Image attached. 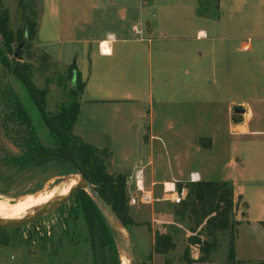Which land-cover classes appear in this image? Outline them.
Segmentation results:
<instances>
[{
  "label": "crops",
  "instance_id": "obj_1",
  "mask_svg": "<svg viewBox=\"0 0 264 264\" xmlns=\"http://www.w3.org/2000/svg\"><path fill=\"white\" fill-rule=\"evenodd\" d=\"M150 2H140L133 16V20L139 16L140 24L131 32L140 39L116 40L114 33H108L107 39L114 37L108 47L107 39L94 40L96 35L87 34L100 0H43L38 37L45 38L41 45L46 47L57 41L83 44L91 53L97 43L96 57L106 60L90 63L87 73L77 69L85 87L73 132L98 149L119 148L121 162L116 167L111 157L112 174L125 175L134 184L136 172H143L144 190L156 201L152 206L130 207V217L138 224L129 231L137 258L141 255L147 264L170 263L169 254L156 252L155 234L149 232L156 226L159 233L177 228L178 240L172 238L177 254L184 256L190 249L193 264H215L213 258L196 263L200 253L188 244V231L178 230L182 226L159 213L157 206L170 197L165 192L176 190L178 184L229 182L240 229L264 236L260 227L264 222V0L168 1L158 11L163 14L160 22L151 17ZM118 9L126 21L128 10ZM172 13L170 18L177 23L167 27L163 22ZM46 20L53 25L48 35L42 34ZM126 34L120 29V36ZM236 108L244 113L235 115ZM175 116L189 119L187 127L176 130ZM193 120L196 128L200 122V128L189 132ZM203 122H210L211 129L206 130ZM208 165L221 173L220 179L209 180L214 173ZM167 185L172 188L167 190ZM241 231L237 260L264 261V257L251 258V249L264 253V243ZM241 248L248 252L244 259L239 258Z\"/></svg>",
  "mask_w": 264,
  "mask_h": 264
},
{
  "label": "rangeland",
  "instance_id": "obj_2",
  "mask_svg": "<svg viewBox=\"0 0 264 264\" xmlns=\"http://www.w3.org/2000/svg\"><path fill=\"white\" fill-rule=\"evenodd\" d=\"M142 1L143 0H100L101 4L95 14V23L88 30V36L96 35L94 40L107 39L108 33H114L116 40H139L140 36L134 35L133 32H131V29L132 26L140 24L139 16L135 17V20H133V16L139 11L138 6ZM168 1L178 3L182 0H154L153 2L151 0L150 3L153 6L150 4V8L153 7L154 10L150 12V15L151 17L153 15L156 17L155 21L160 22L162 19L163 14H159L158 11L161 6L167 7ZM38 2L40 6H38L37 24H39L42 19L41 7L43 0H38ZM16 3L17 0H0V8L8 11L9 27L13 34L23 26V21L21 20L20 12L17 10ZM110 3H113L114 6L112 5V8L109 6L107 12L104 11L103 8L108 7V4L110 5ZM119 6L128 10V18L126 21L122 20L118 12ZM112 14L114 16L110 17L109 15ZM172 15L173 13L170 16L167 14L165 17L166 20L163 23H165L167 27L176 25L177 23L174 17L170 18ZM104 16L106 17L105 22H103V19L105 18ZM248 18L252 19L253 16H246V19ZM227 23L233 25L232 22ZM43 27L44 32L42 34L46 32L48 35V32L53 28V25L46 20L43 22ZM120 29L127 30V34L125 36H120ZM42 40H45L43 36L37 37L36 44L35 42L32 43L30 54L27 55V51L25 50L22 51V59L18 60V62H26L31 65L32 81L37 88L47 92V110L50 114L55 115L59 113L60 109H62L65 104L68 103L69 96H71V98L74 97L76 101L79 100V91L74 87L75 77L73 76L75 73H72V68L74 67L77 70L79 67L83 73H87V68L90 63H102L106 60L100 55L96 57L94 50L97 48V43L92 44L94 50L91 53L83 44L72 45L59 43L57 41L47 44L46 47L41 45V42H43ZM39 43L41 47L39 49H42V51L51 56L49 60L42 58L43 56L41 54H43V52L38 49ZM16 48H14V53L16 52ZM15 59L14 55H10L9 51L5 48L3 37L0 34V113L2 110L8 111V109L11 110V108L21 105L29 116L32 127L41 144L46 148H54L56 147V142L50 136L47 126L42 121L35 102L32 100L22 83L12 75ZM81 82H83L82 79ZM82 121L84 122V119H82ZM187 121H189V119L175 116L174 122L175 127L177 128L176 130H179L181 127H187ZM196 122L197 121L194 120L191 122L192 124L189 126V132L198 131L200 128V122L198 121L197 128ZM206 123L208 124L205 125L203 122L204 126L207 127L205 129L210 130V122ZM177 124L179 125L177 126ZM205 145L206 144H204V146ZM118 149L119 148L113 150V152L111 150V154L113 155L112 160L116 167H118L121 162V152H119ZM4 152L8 154L10 153L13 157L18 155V150L0 129V156L2 158L5 156ZM207 170L209 172L213 171L214 173L213 176L208 177L209 180L217 181L216 179H220L221 173H215L213 169L211 170L209 165L207 166ZM63 175V171L47 167L44 170L35 168L33 170L23 171L15 175L11 179V182H5V179L7 180L6 177L5 179L2 178L0 179V200H17L27 195L41 192L46 189V187L50 190L59 179L64 177ZM130 183L131 182L127 179V185ZM173 204L176 203L173 200V195H170L166 202L160 203L157 206L158 212L168 216L170 215L175 219L176 223L178 222V225L182 226L183 229L180 228L178 230H187L190 237L191 233L189 231L187 220L176 219L173 216L171 212V206ZM129 207H131L130 204ZM240 226L237 228L236 242L240 230H242L241 232L244 231L243 234L249 233L251 236H257V239L256 237L253 238L256 239L258 243H264V236L260 233L253 232V230L249 232L244 228L240 229ZM158 229L160 228L156 226L155 228H152L151 226V231L149 230V232H154L155 234L156 232H159ZM126 231L128 230L126 229ZM161 234H169L172 238H176L178 235L177 228L170 229L167 233ZM182 236L183 234L181 233L179 240L183 242L180 245L185 242ZM176 240H178V237ZM242 243L244 244V240ZM189 250L190 249H187L185 252H188L189 255H191ZM251 250L253 252L251 258L264 257V253H259L258 250L254 251V249ZM245 253H248L246 249L241 248L239 258L244 257L243 255ZM227 254V245L223 244L217 253L214 254L215 257H212L215 260L213 263L224 264ZM140 256H138L139 264H147L146 258ZM184 256L183 252L178 254L176 251L171 252L168 258L170 262L169 264H186L183 259ZM240 262L244 264H257L260 261ZM0 264H93L89 232L80 200L73 196L71 200L57 208L54 212L42 217L30 226L18 229L0 230Z\"/></svg>",
  "mask_w": 264,
  "mask_h": 264
},
{
  "label": "trees",
  "instance_id": "obj_3",
  "mask_svg": "<svg viewBox=\"0 0 264 264\" xmlns=\"http://www.w3.org/2000/svg\"><path fill=\"white\" fill-rule=\"evenodd\" d=\"M16 4L23 26L13 34L9 27L8 11L0 8V34L10 55H14V48L21 44L24 45L22 51H27L29 55L32 43L36 44L38 37L37 14L40 5L38 0H17ZM41 55L46 60L50 59L46 53ZM14 61L12 75L22 83L35 102L56 147L46 148L41 144L21 105L8 111L2 110L0 129L18 150V155L13 157L4 152V158L0 156V179L6 177L5 182H11L15 175L23 171L35 168L44 170L47 167L63 171V176L79 174L95 187L129 233V229L138 224L134 223L129 214L127 177L110 172L112 154L108 149H98L74 134L79 115V100L69 96L68 103L58 114H50L47 110V92L33 83L31 65L20 63L17 59ZM72 70L75 73L74 87L79 91L80 97L85 83L81 82L76 68L73 67ZM182 190H186V198L173 204L171 212L176 219L187 220L189 224V245L198 247L200 253L196 263L211 262L214 254L225 244L228 254L224 264H244L236 258L237 228L241 223L235 219L236 205L232 183L200 181L178 184V193ZM74 197L80 200L83 207L93 264H121L112 233L89 195L80 191ZM260 227L264 230V222L260 223ZM154 238L157 253L168 255L175 251L176 244L169 234L156 232ZM183 259L186 264L195 263L188 252ZM257 264H264V261Z\"/></svg>",
  "mask_w": 264,
  "mask_h": 264
},
{
  "label": "water",
  "instance_id": "obj_4",
  "mask_svg": "<svg viewBox=\"0 0 264 264\" xmlns=\"http://www.w3.org/2000/svg\"><path fill=\"white\" fill-rule=\"evenodd\" d=\"M23 44L18 46L14 57L18 60L22 59ZM244 111L240 108L234 110L235 115H242ZM235 123H239L240 120L234 119ZM80 184L74 187L72 190L65 192L63 194L56 195L52 197L48 202L36 213L28 216L27 218L19 221H0V230L8 229H18L22 227H27L34 224L37 220L44 216H47L54 212L57 208L68 202L73 198L75 194L80 191H84L89 195L99 212L105 219L114 239L116 245L119 260L121 264H139L138 258L136 256L134 247L131 243V238L123 226L121 220L118 218L116 213L113 211L110 205H108L105 200L99 195L95 187L91 185L88 180L79 174ZM127 234L129 242L124 241V235Z\"/></svg>",
  "mask_w": 264,
  "mask_h": 264
},
{
  "label": "bare ground",
  "instance_id": "obj_5",
  "mask_svg": "<svg viewBox=\"0 0 264 264\" xmlns=\"http://www.w3.org/2000/svg\"><path fill=\"white\" fill-rule=\"evenodd\" d=\"M105 43L108 46V43L107 42ZM79 184H80V179L78 175L71 174L59 179L58 182H56L50 190L46 187V189H44L41 192L32 195H27L17 200L14 199L12 201L0 200V218L11 219V220H0V221L23 220L28 216L38 212L52 197L68 192ZM166 188L167 190H169L172 188V186L167 185ZM124 241L126 243L129 242V238L127 234L124 235Z\"/></svg>",
  "mask_w": 264,
  "mask_h": 264
},
{
  "label": "built area",
  "instance_id": "obj_6",
  "mask_svg": "<svg viewBox=\"0 0 264 264\" xmlns=\"http://www.w3.org/2000/svg\"><path fill=\"white\" fill-rule=\"evenodd\" d=\"M137 33V31H135ZM114 41V37L110 36L107 39L108 46H111V43ZM103 53V51L101 50ZM144 182V174L142 171H137L134 176V184L130 183L127 185V196L129 199L130 206H139V205H152L155 203L154 195L150 192L144 190L143 187ZM195 183V182H191ZM167 195H174L173 200L176 204H178L181 200L186 198L187 192L186 190H182L179 194L177 190L165 192Z\"/></svg>",
  "mask_w": 264,
  "mask_h": 264
},
{
  "label": "flooded vegetation",
  "instance_id": "obj_7",
  "mask_svg": "<svg viewBox=\"0 0 264 264\" xmlns=\"http://www.w3.org/2000/svg\"><path fill=\"white\" fill-rule=\"evenodd\" d=\"M20 46V45H19ZM18 48V47H17ZM17 48H16V50H17ZM23 50V49H22ZM22 50H21V52H22ZM16 53V52H15ZM15 55V54H14ZM18 60V59H17Z\"/></svg>",
  "mask_w": 264,
  "mask_h": 264
}]
</instances>
